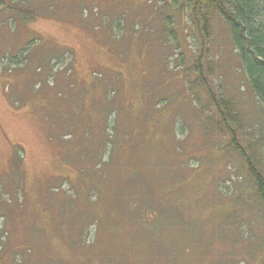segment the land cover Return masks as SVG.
I'll use <instances>...</instances> for the list:
<instances>
[{"label": "rangeland", "instance_id": "rangeland-1", "mask_svg": "<svg viewBox=\"0 0 264 264\" xmlns=\"http://www.w3.org/2000/svg\"><path fill=\"white\" fill-rule=\"evenodd\" d=\"M171 1L19 0L34 18L0 17V264H264V207L207 124ZM207 47L209 84L255 127L264 109L221 20Z\"/></svg>", "mask_w": 264, "mask_h": 264}, {"label": "trees", "instance_id": "trees-1", "mask_svg": "<svg viewBox=\"0 0 264 264\" xmlns=\"http://www.w3.org/2000/svg\"><path fill=\"white\" fill-rule=\"evenodd\" d=\"M18 1L0 0V17L13 12L6 22L9 29L12 30L19 23L18 19L28 20L31 17L34 18L32 11L17 7ZM167 7L169 11L176 13L177 10L180 12V21L184 19V22L191 27L189 29L192 32L190 34L192 45L198 46V60L194 73L198 74V86L205 88L207 95L210 97L211 112L214 114L212 118H208L207 124L213 126L222 136L228 139V149L245 163L246 173L250 178L256 196L264 207V120L255 127L245 123L233 102L224 97L222 92L217 93L214 91L209 84V78L205 76V72L208 71L203 68L214 22L221 20L229 30L233 47L239 57L241 70L247 78L249 87L264 109V0H173L163 7V11ZM28 15L32 16L24 19ZM2 23L4 22L0 21V24ZM167 23L170 24V29L174 30V22L168 20ZM173 30L169 31L165 28L164 36L170 39L169 41L174 47L173 52L180 54V43L178 41L180 35ZM25 49L24 51L28 48ZM21 51H19V54ZM180 55L183 57L184 53ZM7 56L18 59L21 55L17 57L8 54ZM180 60L183 61L184 59L179 57V63ZM106 125L109 127L110 123L107 122ZM178 127L179 124L175 128L177 136L180 135ZM109 150L110 145H107L105 153L107 154ZM142 201L136 203L139 204L140 209L144 205ZM136 209H139V207L134 210ZM146 210L150 209L147 208ZM92 225H90L89 230H91Z\"/></svg>", "mask_w": 264, "mask_h": 264}]
</instances>
